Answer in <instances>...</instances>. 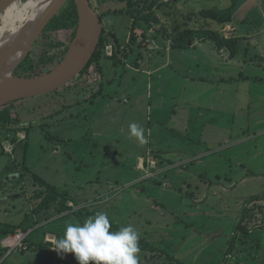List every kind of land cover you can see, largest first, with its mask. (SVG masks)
<instances>
[{
  "label": "rangeland",
  "instance_id": "1",
  "mask_svg": "<svg viewBox=\"0 0 264 264\" xmlns=\"http://www.w3.org/2000/svg\"><path fill=\"white\" fill-rule=\"evenodd\" d=\"M92 1L100 14L125 7L118 0ZM154 1L161 24L147 29L150 43L139 41L144 56L139 70L133 68L137 54L115 69L112 62H104V80L116 82L112 100L75 104L54 115L63 105L93 94L77 95L84 85L77 86L76 80L55 95L13 105L22 129L16 136L22 142L14 145L9 140L14 133L0 130V225L20 224L38 205L34 195L40 187L30 175L19 179L18 174L27 131V167L68 192L78 205L74 211L85 207L91 214L84 209L83 215L57 216L29 230L28 251L10 253L2 245L0 264H78L72 253L58 255L52 248L66 222L82 223L97 212L107 213L120 226L132 225L160 256L150 261L219 264L244 203L264 195V0H234L233 22L224 27L188 16L228 9L232 0ZM103 21L122 44L128 42L133 22L128 14L111 13ZM180 24L219 30L227 37L240 35L234 61L224 62L227 58L218 53L215 60L203 57L201 49L167 53L169 42L156 31ZM137 30L143 33L139 26ZM69 33L53 35L68 42ZM130 123L144 128L143 143L130 135ZM262 218L257 217L255 229L250 226L248 238L240 236L228 264H258ZM44 232L55 242H47ZM150 253L140 250L139 264Z\"/></svg>",
  "mask_w": 264,
  "mask_h": 264
},
{
  "label": "trees",
  "instance_id": "2",
  "mask_svg": "<svg viewBox=\"0 0 264 264\" xmlns=\"http://www.w3.org/2000/svg\"><path fill=\"white\" fill-rule=\"evenodd\" d=\"M92 1V0H90ZM125 4V7L121 10H109L107 12L99 13L102 23L105 15L111 13L114 14H128L132 19L131 26V36L128 42L124 45L121 43L119 38L114 32L107 31L104 28L103 35L99 47L94 54L92 60L85 68V70L72 82H78L77 86L84 87L77 92V95H83L89 91L91 96L85 97L84 99H77L68 105H63L61 109L59 108L54 115H60L69 108L80 106L84 103L92 105L96 103V99H113V94H117V91L113 88L116 83L113 79L105 81V65L104 62H112V65L117 68L120 65L125 66L126 62L131 58V56L142 49V44L139 43L140 39H147V29H155V25H160L161 21L158 18L155 7L157 2L154 0H146L144 4L138 2L137 0H118ZM233 4L228 9H218L212 8L208 10H201L198 13H193L188 16V19L198 18V20H204L214 22L221 27L232 24L233 13L236 9V3L232 0ZM93 3V1H92ZM95 10L98 12L94 3L92 4ZM208 23V22H207ZM209 24V23H208ZM207 24V25H208ZM78 25V12L74 0H69L68 3L63 7L60 13L51 21L42 36L37 41L32 52L28 58L23 62V64L16 70L15 75L19 77H40L44 74L49 73L55 67H57L61 61L65 58L72 40L76 35ZM143 29V33L139 35L137 27ZM63 31H69L68 42H63L59 38H56L53 34ZM157 35H161L167 42H170L171 49L173 50H187L192 47L197 41L211 42L218 50H227L230 53V58L234 59L237 56L238 44L241 40L240 37L232 36L227 37L222 34L219 30H213L210 28H200L193 29L184 25H176L173 29H168L164 25L156 31ZM149 41V40H148ZM147 42V41H146ZM112 47V54L109 55L107 48ZM137 48V49H135ZM140 54V53H139ZM135 65L139 66V62L135 59ZM115 72V71H114ZM115 75L117 73L115 72ZM83 81V82H82ZM70 83L63 88L50 93L55 95L61 90H65L73 85ZM82 82V83H81ZM87 84V85H85ZM96 88V90H94ZM88 92V93H89ZM22 101V100H21ZM19 102V101H18ZM17 103V102H16ZM15 104V103H14ZM6 106L0 109V130H8L14 133L12 138L9 140L14 144L22 142V140L17 139V133L21 132L20 121L18 116L13 109V105ZM76 104V105H75ZM50 114V116H52ZM26 132V130H25ZM27 139L26 142L22 144L24 150V158L21 163V170H18L19 179H24L27 176H31L32 181L35 185L40 187L35 195L34 199L38 201V205L29 213H27L20 224H3L0 225V246H2V241L8 237L14 236L19 231L27 233L29 230H34L41 224L46 223L57 216H70V215H83L86 209H79V211H74V207H77V203L70 197V194L66 191H62L58 187L49 184L44 181L36 174L32 173L29 167L26 165L25 155L28 152L29 145L27 143L30 132H26ZM47 140H52L49 136L46 137ZM15 150V149H14ZM20 169V168H19ZM73 203V206H69V203ZM84 210V211H82ZM88 210V209H87ZM80 212V213H79ZM88 213L89 210H88ZM91 214V213H90ZM259 215H262V220L260 222L259 228L264 229V195L252 196L243 205L240 213L239 221L234 229L232 237L229 239L226 248L224 249L223 261L219 264H228L229 257H232L237 249V243L241 239L240 236L244 235L245 238L249 237L250 226L253 225L252 229H255L257 225L256 219ZM64 216V217H65ZM111 230L115 231L121 227L119 224L112 223ZM32 233V232H31ZM30 233V234H31ZM29 234V235H30ZM27 236L25 244H27ZM243 239V244H247V240ZM53 244V243H52ZM140 250H145L151 252L148 254L147 260H144V264H158L150 259L157 260L160 256H157L156 250L151 245L146 242L145 239H140ZM28 245V244H27ZM262 253L255 259L258 264H264V240L262 241ZM53 246V245H52ZM143 246V247H142ZM3 250H6L2 246ZM29 249V245H28ZM154 253V254H153ZM161 254V253H160ZM151 255V257H149ZM2 256V251L0 252V257ZM172 260V259H171ZM60 264V263H58Z\"/></svg>",
  "mask_w": 264,
  "mask_h": 264
},
{
  "label": "water",
  "instance_id": "3",
  "mask_svg": "<svg viewBox=\"0 0 264 264\" xmlns=\"http://www.w3.org/2000/svg\"><path fill=\"white\" fill-rule=\"evenodd\" d=\"M18 1L0 0V17ZM68 1L44 0L19 32L7 40H0V109L63 88L74 81L92 60L101 42L104 24L90 0H74L78 25L65 58L52 71L40 77L15 75L48 25Z\"/></svg>",
  "mask_w": 264,
  "mask_h": 264
},
{
  "label": "clouds",
  "instance_id": "4",
  "mask_svg": "<svg viewBox=\"0 0 264 264\" xmlns=\"http://www.w3.org/2000/svg\"><path fill=\"white\" fill-rule=\"evenodd\" d=\"M129 132L139 142L145 141V130L137 123H130ZM111 228L104 212H97L82 223L66 222L63 236L52 250L58 255L72 253L78 264H139L140 233L132 225L115 231Z\"/></svg>",
  "mask_w": 264,
  "mask_h": 264
},
{
  "label": "bare ground",
  "instance_id": "5",
  "mask_svg": "<svg viewBox=\"0 0 264 264\" xmlns=\"http://www.w3.org/2000/svg\"><path fill=\"white\" fill-rule=\"evenodd\" d=\"M44 0L18 1L0 17V40H7L19 32L27 19L39 8Z\"/></svg>",
  "mask_w": 264,
  "mask_h": 264
},
{
  "label": "crops",
  "instance_id": "6",
  "mask_svg": "<svg viewBox=\"0 0 264 264\" xmlns=\"http://www.w3.org/2000/svg\"><path fill=\"white\" fill-rule=\"evenodd\" d=\"M236 30V29H235ZM236 32V31H235ZM233 36H235V34L233 35ZM238 36H240V35H238ZM237 36V37H238ZM243 38H244V36H243ZM210 44V45H209ZM164 48H165V50L167 51V53H169V52H172V51H175V50H173V49H171V47H170V42L168 43V44H166V46H164ZM163 48V49H164ZM201 49V51H202V56L203 57H207V56H209V57H211L212 58V60H215V57H216V55L215 54H219V55H223L224 56V58L226 59L224 62H226V61H234V59H231L230 58V55L229 56H226V50H218L215 46H214V44H212L211 42H202V41H197L192 47H190L188 50H180L181 51V53H182V55H186V53H188V54H191V50H194V51H196V50H200ZM158 50H160V49H158ZM190 51V52H189ZM216 51V52H215ZM141 49H139V51L138 52H136V53H134V55H136L137 54V57L135 58V59H137L138 60V62H139V66L141 65V63L143 62V60H144V56H142V54H141ZM140 53V54H139ZM134 65V70L135 71H138L139 70V66H136L135 65V63L133 64ZM160 69V68H159ZM161 70V69H160ZM199 77V80L200 81H202V80H204V76L203 77H201L200 75L198 76ZM149 96H150V94H149ZM103 101V100H102ZM152 104L150 103L149 104V109H151V111H152V113H153V109H152ZM43 235H45V236H43L44 238L47 236V235H49L48 233H46V232H44V234ZM48 239V240H47ZM49 240H53V241H55L54 239H51L49 236L48 237H46V241L47 242H49ZM58 263H60V264H65V263H63L61 260H56V264H58ZM48 264H49V262H48Z\"/></svg>",
  "mask_w": 264,
  "mask_h": 264
},
{
  "label": "built area",
  "instance_id": "7",
  "mask_svg": "<svg viewBox=\"0 0 264 264\" xmlns=\"http://www.w3.org/2000/svg\"><path fill=\"white\" fill-rule=\"evenodd\" d=\"M146 43H150V41H147ZM151 49L150 45H148ZM108 54H112V47L107 48ZM28 234L24 233L22 231H19L17 234L14 236L8 237L5 240L2 241V245L5 249L9 250L10 253L16 250H19L20 252H25L28 251V245L25 244V240L27 238ZM55 242L53 240H49V242Z\"/></svg>",
  "mask_w": 264,
  "mask_h": 264
},
{
  "label": "flooded vegetation",
  "instance_id": "8",
  "mask_svg": "<svg viewBox=\"0 0 264 264\" xmlns=\"http://www.w3.org/2000/svg\"><path fill=\"white\" fill-rule=\"evenodd\" d=\"M35 45H36V44H35ZM35 45H34V47H35ZM34 47H33V48H34ZM33 48H32V50H33ZM32 50H31V52H32ZM98 100H99V99H98ZM96 102H97V101H96Z\"/></svg>",
  "mask_w": 264,
  "mask_h": 264
}]
</instances>
